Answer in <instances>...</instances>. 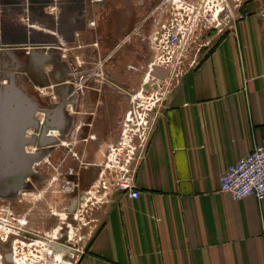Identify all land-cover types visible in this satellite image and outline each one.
Masks as SVG:
<instances>
[{"label": "crops", "instance_id": "crops-1", "mask_svg": "<svg viewBox=\"0 0 264 264\" xmlns=\"http://www.w3.org/2000/svg\"><path fill=\"white\" fill-rule=\"evenodd\" d=\"M240 12L153 110L140 194L109 195L76 264H264V200L219 191L226 169L264 140V0Z\"/></svg>", "mask_w": 264, "mask_h": 264}, {"label": "flooded vegetation", "instance_id": "flooded-vegetation-1", "mask_svg": "<svg viewBox=\"0 0 264 264\" xmlns=\"http://www.w3.org/2000/svg\"><path fill=\"white\" fill-rule=\"evenodd\" d=\"M111 1L115 0H77L26 9L23 4H15L16 8L10 9L0 0V86L8 84L12 77L34 105L35 124L24 131L21 156L5 158L9 160L0 164L5 169L27 167V173L19 179H1L2 184L14 187L0 193V231L10 224L21 242L44 238L43 232L55 225L56 210L62 207L57 209L53 194L59 193L61 201L67 202L65 214L74 213L78 204L86 200L88 188L104 175L102 146L109 144L112 149L118 144L121 118L126 120L128 113L132 114L128 118L135 119V126L140 111L146 110L145 100L152 90L148 78L152 61L147 41L151 30L148 13L133 24H122L121 17L120 24L114 25L110 20L115 16ZM146 1L151 6L150 0ZM142 4V10L150 7L146 2ZM64 5L66 10L75 6V14L67 20L70 34L67 38L61 35L62 44L58 34H62L63 22L49 16L53 6H60L63 15ZM106 6L111 7V12L105 10ZM91 10L100 12L101 18L95 19ZM33 14L46 15L43 23L51 33L42 29L39 20L32 19ZM126 14L130 16L129 11ZM139 92L144 99L136 104L133 98ZM142 129L145 135L147 125ZM136 130L138 134L133 135L141 138L140 130ZM150 132L151 129L145 149ZM5 152L0 148L1 158ZM112 175L109 172L113 180L111 193L115 192L117 178ZM63 235L61 232L60 238L49 240L62 253L66 246L56 241H63ZM13 242V237L0 235V264L14 262Z\"/></svg>", "mask_w": 264, "mask_h": 264}, {"label": "rangeland", "instance_id": "rangeland-1", "mask_svg": "<svg viewBox=\"0 0 264 264\" xmlns=\"http://www.w3.org/2000/svg\"><path fill=\"white\" fill-rule=\"evenodd\" d=\"M70 1L71 3L77 2V0H55L52 2L51 0H4L6 6H10V9H15V4H19L21 5V7L23 4V8L26 9V7H31L32 5L35 8H39V6L41 5H57L59 3L60 5H63L65 4V2L67 3ZM161 1L162 0H150L151 6L146 0L111 1V3L114 4V11H112V13H115V16L113 15L112 17H110V20L113 21L114 25H118L120 24L119 19L122 17V24H133L136 21L142 19L144 14L149 13V11L151 9H154ZM226 1L229 4H234L235 2L234 0ZM240 1L241 5H243L245 2V0ZM144 2H146L147 5L150 7L145 10H142V3ZM209 4L211 6V2ZM218 4H220V0L212 1V8H217ZM53 7H55L53 10V14H51L49 17L55 19L60 18L61 22H63V25L60 28L62 34L60 33L58 35L60 39L59 42L64 44V40L63 38H61V35H63L64 38H67L70 34V28H68L67 20L73 18L75 14V6H68V10H66L65 8H67V6L64 5L63 15H61L62 12L60 13L59 11L60 6ZM18 8H20V6ZM105 8V10L107 11L111 10V7L106 6ZM127 11L130 12V16H127ZM99 13L100 12L91 10V14L96 15L94 17L95 19L101 18L98 15ZM26 14L27 13L25 12V16H23V19L25 20L26 18L28 19V16H26ZM45 17L46 15H32V19L39 20V23H41L42 25V29L45 32H49V30H46L50 29L49 26H46L47 24L43 23ZM7 18L10 19V16H7ZM107 22L108 21H106V24ZM227 30V26H223L221 32H216L215 29H203L202 33L199 35V40L192 45L187 59L184 60L182 69H187L189 67L191 60L194 59V55L197 54V50H200V52L196 55L195 58V62H198L203 53L208 51L216 42L218 37L221 36ZM43 34L46 35V33ZM104 36H106V34ZM207 41H209L208 45ZM153 84H157L158 87H153ZM170 86L171 81L160 82L152 78V90L150 92L151 100L146 99V103H153L156 101V99H163ZM147 97H149V95ZM143 99L144 96H140V101H142ZM159 103L160 101L156 103L154 107H157ZM140 113H143V111H140ZM133 123H136L135 119L124 120V117L121 118L118 144L114 145L112 149L109 144L102 146L104 152L103 167H106L103 168L104 175H102V177H98L93 186L91 188H88L86 200H83L78 204L73 214H65L63 209L67 202L63 203L61 201L59 193L53 194L55 196V198H53L55 206L57 207V209L58 206L62 207V209L56 210V213L58 214L56 217V223L51 230H49L48 232H43L44 238H38V240H33L30 242H21L19 237H16L15 231H13V228L10 226V224H8V227H5V229L3 230L4 232H2V230L0 231V235H2L3 238H5V236L7 238H14L13 248L11 249L13 252L14 261L12 264H76L78 257L80 256V252L82 251V249L84 250V247L89 243V241L98 231L99 226L102 223V212L107 202V199L112 191L110 183H112L113 180L109 176V172H113V179L116 177V175L120 176L126 169L136 165L139 157L145 152V144L148 139L149 130H147L145 135H143L144 131L142 127H137V125L134 126ZM136 128L140 130L139 134L142 135L141 138H137L133 135L138 134ZM130 138H132V142L129 141ZM128 144H130V147H128ZM56 190H58V188H56ZM61 202L63 203V205L60 204ZM35 204L37 203L35 202ZM52 206H54V204H52ZM68 217L71 218V221L70 219H68ZM20 225H22V222H19L18 227H21ZM61 228H63V230ZM61 232L62 234H64L62 236L64 239L63 241L56 242L64 244L66 246V249L63 250V253L58 251L59 248L55 246L52 247L49 243V240H51L53 237L60 238ZM30 245L32 246L29 247Z\"/></svg>", "mask_w": 264, "mask_h": 264}, {"label": "built area", "instance_id": "built-area-1", "mask_svg": "<svg viewBox=\"0 0 264 264\" xmlns=\"http://www.w3.org/2000/svg\"><path fill=\"white\" fill-rule=\"evenodd\" d=\"M212 1L214 0H162L148 13L151 30L147 41L152 53L150 70L152 66L168 69L169 75L164 82L171 81V86L186 70L182 69L184 60L187 59L192 45L199 40L203 29L221 32L223 26L231 29L237 20L247 16L246 13L240 12V0H234V4L220 0V4L214 9ZM261 16L264 17V13H261ZM199 52L200 50H197V54ZM197 54L188 68L197 63ZM140 96L142 94L137 93L133 102L139 103ZM148 100H151V96ZM161 100L156 99L155 102L146 104V110L138 114L137 127L147 125L148 130L151 129L152 113L156 108L154 106ZM129 115L130 113L126 120ZM148 115H151L150 122ZM135 173L136 165L117 176L115 191L132 199L137 198L140 192L135 188ZM219 191L228 194L235 201L249 196H253L258 202L264 200V140L226 169L219 177Z\"/></svg>", "mask_w": 264, "mask_h": 264}, {"label": "water", "instance_id": "water-1", "mask_svg": "<svg viewBox=\"0 0 264 264\" xmlns=\"http://www.w3.org/2000/svg\"><path fill=\"white\" fill-rule=\"evenodd\" d=\"M169 75L168 69L152 66L151 77L164 82ZM158 87L157 84H153ZM34 105L32 101L22 93L15 85L11 77L8 84L0 86V148L6 152L0 157V164L6 163L5 158L11 156L20 157L22 146L25 143L24 131L34 127ZM5 159V160H4ZM27 173V167L18 169L0 167V193L8 191L14 185L1 183V179L13 176L19 179Z\"/></svg>", "mask_w": 264, "mask_h": 264}, {"label": "trees", "instance_id": "trees-1", "mask_svg": "<svg viewBox=\"0 0 264 264\" xmlns=\"http://www.w3.org/2000/svg\"><path fill=\"white\" fill-rule=\"evenodd\" d=\"M243 5H244V4H243ZM243 5H242V6H243ZM242 6H241V8H242ZM241 8H240V11H241ZM218 40H219V39H218ZM217 42H218V41H216V43H215V44H214V45H213L208 51H212L213 48L216 46ZM204 53H205V52H204Z\"/></svg>", "mask_w": 264, "mask_h": 264}, {"label": "bare ground", "instance_id": "bare-ground-1", "mask_svg": "<svg viewBox=\"0 0 264 264\" xmlns=\"http://www.w3.org/2000/svg\"><path fill=\"white\" fill-rule=\"evenodd\" d=\"M148 78L150 79V82L152 83V79H151V77L148 76ZM155 88H157V87H155Z\"/></svg>", "mask_w": 264, "mask_h": 264}]
</instances>
